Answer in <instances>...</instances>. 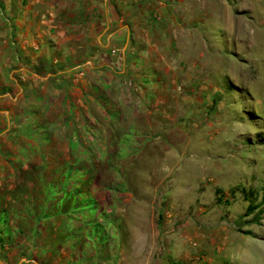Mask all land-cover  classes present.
<instances>
[{"label": "rangeland", "instance_id": "rangeland-1", "mask_svg": "<svg viewBox=\"0 0 264 264\" xmlns=\"http://www.w3.org/2000/svg\"><path fill=\"white\" fill-rule=\"evenodd\" d=\"M165 1L0 0V264H264V0Z\"/></svg>", "mask_w": 264, "mask_h": 264}, {"label": "crops", "instance_id": "crops-1", "mask_svg": "<svg viewBox=\"0 0 264 264\" xmlns=\"http://www.w3.org/2000/svg\"><path fill=\"white\" fill-rule=\"evenodd\" d=\"M166 2L165 0H105L103 13H101L103 27L101 29L103 30L102 34H104V37L113 38L112 42L114 41V45L106 55L100 54L98 56L99 64L109 65L114 59V65L122 63L121 54H126L131 47L128 40L131 27L134 28L140 19L144 21L149 13L154 14L155 9L156 13L161 15V6H164ZM122 22H125V24L121 26ZM114 27L115 31H113ZM124 36L126 39L122 42ZM120 44L122 45L121 54H117L118 50L116 47ZM54 95H57V93H54ZM49 113L50 111L48 110L47 114ZM38 131H42L41 128ZM44 137L48 138L49 135L47 134Z\"/></svg>", "mask_w": 264, "mask_h": 264}, {"label": "trees", "instance_id": "trees-1", "mask_svg": "<svg viewBox=\"0 0 264 264\" xmlns=\"http://www.w3.org/2000/svg\"><path fill=\"white\" fill-rule=\"evenodd\" d=\"M217 202L220 203V199L219 198L217 199ZM249 209L252 210L253 208H249Z\"/></svg>", "mask_w": 264, "mask_h": 264}, {"label": "bare ground", "instance_id": "bare-ground-1", "mask_svg": "<svg viewBox=\"0 0 264 264\" xmlns=\"http://www.w3.org/2000/svg\"><path fill=\"white\" fill-rule=\"evenodd\" d=\"M256 254V253H255Z\"/></svg>", "mask_w": 264, "mask_h": 264}]
</instances>
